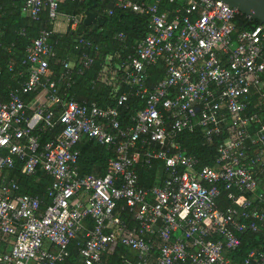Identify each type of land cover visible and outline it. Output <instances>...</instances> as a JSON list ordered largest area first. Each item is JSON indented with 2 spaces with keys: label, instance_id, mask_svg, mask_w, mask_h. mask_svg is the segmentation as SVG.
I'll return each instance as SVG.
<instances>
[{
  "label": "built area",
  "instance_id": "obj_1",
  "mask_svg": "<svg viewBox=\"0 0 264 264\" xmlns=\"http://www.w3.org/2000/svg\"><path fill=\"white\" fill-rule=\"evenodd\" d=\"M63 1L23 0L21 6L33 21L46 9L50 28H39L26 46L25 80L0 99V237L9 241L0 264H60L77 236L81 264H260L264 117L247 109L254 91L264 110V23L238 29L241 13L220 0H169L171 10L161 0H115L148 15L147 32L120 66L128 89L115 105L101 107L66 92L93 61L90 40L77 37L78 61L66 56L60 71H51L55 24L75 30L83 19L59 11ZM158 60L163 75L150 84L147 67ZM132 97L142 105L122 124L120 106ZM196 130L206 143L226 134L211 164L199 165L178 139ZM85 138L113 147L105 173H79L77 144ZM156 160L163 176L143 186L139 170ZM16 163L26 175L50 176L44 208L8 176ZM244 231L258 233L260 244L238 260L233 254ZM118 243L133 255L109 263Z\"/></svg>",
  "mask_w": 264,
  "mask_h": 264
},
{
  "label": "trees",
  "instance_id": "obj_2",
  "mask_svg": "<svg viewBox=\"0 0 264 264\" xmlns=\"http://www.w3.org/2000/svg\"><path fill=\"white\" fill-rule=\"evenodd\" d=\"M22 3L23 0H0V29L2 32L0 42L1 100H6L9 92L18 87L26 78L27 65L22 63L26 46L32 42L39 28H50L46 9L40 12L39 20L33 21L22 13ZM172 5L169 0H161L160 2V6L166 7L168 10L172 9ZM86 8L87 0H65L58 6L59 11L69 14H83ZM92 10L97 13L99 25L96 28L89 25L86 30H82L80 25L77 29H69L64 34L53 32L52 40L55 41L56 56L50 61V68L52 73H58L62 66L61 62L67 54L77 53L72 46L77 37L82 36L90 40L95 47L87 48V52L93 55V61L82 74L75 76L74 83L66 89V92L72 94L78 101L94 102L101 107L112 106L115 105L116 97L121 91L128 89V85L121 82L120 73L122 70H120V66L127 60L128 55L134 52L135 44L146 34L148 15L136 13L129 8L118 7L115 5V0H98ZM235 24L238 29L251 28L258 24V21L238 14L235 17ZM20 28L24 29V34H18ZM118 33H122V38L116 36ZM163 65V61L158 60L147 67L150 84L162 77ZM262 77H264V72ZM32 96L31 93L25 97ZM256 97L257 93L252 91L247 110L256 111L264 117V110H258L256 106ZM141 105V100L132 97L128 101V107L120 106L119 119L121 123H128V116ZM256 127L257 124H253V128ZM47 137L48 132L42 133V140ZM224 137H226L225 133L221 136H215L212 143H206L199 130L194 132L183 131L178 135L181 145L188 153L197 157L199 165L213 163L217 155L216 146ZM77 147L79 148L77 165L80 174H103L107 160L114 157L113 147H107L105 144L97 143L92 139H82L78 142ZM8 176L18 182L19 192L37 195L41 200V208L49 203L50 198L47 196V189L52 180L44 171L39 170L36 175L29 176L21 173L20 164L16 163L14 168L8 170ZM162 176V164L157 160L152 168L139 170V182L143 186L158 183ZM239 235L241 244L238 251L233 255L238 260H242L244 254L251 247L260 244V235L250 231H244ZM79 240V236L71 240L69 256L60 264H81L77 257ZM122 253L133 255L132 251L118 243L108 258V262H118V256Z\"/></svg>",
  "mask_w": 264,
  "mask_h": 264
},
{
  "label": "water",
  "instance_id": "obj_3",
  "mask_svg": "<svg viewBox=\"0 0 264 264\" xmlns=\"http://www.w3.org/2000/svg\"><path fill=\"white\" fill-rule=\"evenodd\" d=\"M228 6L237 9L241 14L247 15L249 19H256L258 23H264V0H220ZM96 0H87V8L84 10L81 23L82 30L93 25L96 28L99 23L97 21V13L93 11ZM260 264H264V259Z\"/></svg>",
  "mask_w": 264,
  "mask_h": 264
},
{
  "label": "crops",
  "instance_id": "obj_4",
  "mask_svg": "<svg viewBox=\"0 0 264 264\" xmlns=\"http://www.w3.org/2000/svg\"><path fill=\"white\" fill-rule=\"evenodd\" d=\"M98 0H96L97 2ZM96 2L94 4V7L96 5ZM84 14V13H83ZM67 30H69V28H66V25L64 23V21L58 20L57 23L55 24V29L54 32H56L57 34H64ZM72 30V29H70ZM71 56L74 57L73 59H75L76 61H78L79 57L77 56V53H69L67 54V56ZM45 174H47L45 172ZM46 245L49 247L50 250H55L54 245L50 244V243H46ZM9 248V241L8 240H4L3 238L0 237V250L4 251L6 249Z\"/></svg>",
  "mask_w": 264,
  "mask_h": 264
}]
</instances>
